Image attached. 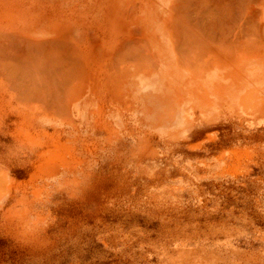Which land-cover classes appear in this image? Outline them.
<instances>
[{"label": "rangeland", "instance_id": "1", "mask_svg": "<svg viewBox=\"0 0 264 264\" xmlns=\"http://www.w3.org/2000/svg\"><path fill=\"white\" fill-rule=\"evenodd\" d=\"M85 4L0 0V17L20 38L68 41L21 19ZM146 107L138 136L91 117L76 131L57 116L41 127V108L0 76V264H264V125L224 118L170 133Z\"/></svg>", "mask_w": 264, "mask_h": 264}, {"label": "bare ground", "instance_id": "2", "mask_svg": "<svg viewBox=\"0 0 264 264\" xmlns=\"http://www.w3.org/2000/svg\"><path fill=\"white\" fill-rule=\"evenodd\" d=\"M112 1H113V5L111 7V10L108 9L109 12L107 13V16L109 18H111L112 20L118 21V20H120L126 16L133 17V16H135V14H138L141 17V0H131L130 5L128 7H127V5H124V7H123L124 9H121L124 0H112ZM159 2H161V0H158V4H156L153 8H149L150 12H152L154 10L155 13L159 14L160 12L163 11L161 9L162 5H161V3L159 4ZM175 2H176L175 3L176 6L174 5L173 11L171 10L173 12V13H171V14H173V17H172L173 19L172 18L171 19H172L173 25L175 24L174 28H176L175 30H173V31H175V36H176V39L174 40L175 43L173 42V44H175V45H174L172 51L166 50L167 44L165 43V39L167 36H166L165 30L162 29L163 27L160 26L159 24H156L153 26V29L156 30L160 34V39L162 40L161 45H163V47H162L159 55L156 54L153 56L152 54H150V56L152 55L151 56L152 63L150 65H148L144 70H141V75H140L141 78L140 79L137 78L135 80L136 81L135 86H134L135 97L139 96V94L141 92V99H140L141 104L140 105L146 107L149 104H151V105L154 104L155 107L158 106L157 109H155V111H154V115L164 117L163 121L165 124L170 123V130H169L170 133H172L173 131L178 132L183 127H185V128L188 126L190 127L196 122H202V121L205 122L206 121L205 123H209V122H212L216 119H224V118L230 119L231 121L232 120H240L241 122L245 121V122L255 123V124L256 123H259V124L262 123L264 121V119H263L264 118V89L260 90L257 88L258 90H256L254 87H261L262 85H264V77H262V74L264 72V64H263V62H259V61H256L255 59H253L252 55L248 54L247 50L250 49L249 52H251V51H253V48L255 46L254 49H256L257 53H258V49L262 47L261 45H259L260 47L257 46V44L255 45L253 42L257 39L258 41L261 40V43H262V41L264 40V38L260 37V35H259V34H261V32H259V31H261V30H259L260 29V25L258 24L259 21L257 23L258 25H256V26H259V29H258L259 34H256L255 29H254L255 20H258V18H260L261 20H264V0H175ZM229 2L231 3L230 5H229ZM234 2H235V5H234ZM255 6H258L259 9H256ZM86 10H87V8H86ZM225 12L227 13L228 16L227 15L223 16V14H225ZM150 15L154 16V12H152V14H150ZM150 15H148V16H150ZM225 16L228 17L227 18L228 21L230 18H233L234 16H236L234 18L236 20V22L241 23V24L240 23H238V24H239V26L241 25L240 26L241 27L240 33H242V35H240V36H242V37H238V38L236 36L233 37V35L231 34L233 39L234 38L235 39L237 38V39L232 40V43L228 42L230 44V46L228 45V43H226V45L224 44V41H226V37L228 36V35L226 36L225 34H227L231 31V30L230 31L225 30L227 28H225L226 26L224 24H227L228 30L230 29V25H231L230 24L228 26L229 22L228 23L224 22L223 17L225 18ZM255 18H257V19H255ZM235 20H233V21L235 22ZM107 23H109V22H107ZM222 23H224V24H222ZM166 25H167V23H166ZM222 25L225 26L224 27L225 29L224 28L221 29ZM262 25H264V24H262ZM232 27H235L234 29H236L237 25L234 24V26L232 25L231 28ZM261 27L263 30L264 29L263 26H261ZM169 28H171V25L169 26ZM174 28H172V29H174ZM237 29H236V32H237ZM222 30H224V32L226 31L227 33L225 32V34H224V32ZM256 31H257V29H256ZM109 32H110V29H109L108 33ZM262 32H264V30ZM230 33H232V32H230ZM235 33H234V35H236ZM223 34L225 36V38H224L225 40L223 39ZM237 34H238V32H237ZM3 35L5 37H9V39H11L10 41H12V42H14L16 39H21L20 37H16L17 35H9L8 33H5ZM255 35H257V36L255 37ZM229 36H230V34H229ZM229 36L227 38H229ZM231 36H230V38H231ZM237 36H239V34ZM239 38H240V41H239ZM114 39H115V37H114ZM58 40H60V42H63V44L66 43V41H64V40L61 41V39H57L55 41L59 42ZM73 40H74V38H73ZM75 40H76V38H75ZM252 40H254V41L252 42ZM0 41H1V39H0ZM140 41L141 40H139V42ZM26 42H29L31 44L34 43V42L33 43L30 42V39H29V41H27V39H26ZM26 42H23V43L26 44ZM136 42H137V40H136ZM136 42H135V44H136ZM163 42H164V44H163ZM2 43H4V42H2ZM40 43H41V41H40ZM121 43H122V40H121ZM141 43H140V45H141ZM57 44H61V43H57ZM67 44H69V45H67ZM251 44H254V45H252L253 47L251 46ZM18 46H20V45L18 44ZM66 46L69 47L70 43H66L65 47L62 46L65 50L66 49L68 50V48H66ZM71 46H72V44H71ZM71 46H70V48H71ZM119 46H120V44H119ZM34 47H35V44H34ZM48 47H50V46H48ZM56 47H57V49H59V47H61V46L59 45V47H58V45H57ZM249 47H252V49ZM256 47H258V49ZM27 48H28V45H27ZM31 48H32V45H31ZM39 48L41 49V47H39ZM74 48H76V47H74ZM74 48L72 50H74ZM143 48H142V50H143ZM239 48L242 49L243 51L246 50V52H241V54H239L240 53V52H238ZM12 49L13 50H9V51H6V49H4L5 51L0 50V67L3 66V68H1V69H4L5 66H8V67L12 66V68H13L12 70L10 68L8 69V67H5V69L7 68L6 73H5V69H4V74H6L5 78H11L9 76H13L12 72L15 71V69H16L15 67L19 66L16 69L17 71L14 72V74L18 73L17 77H16V75L14 77H15V79H18V81H19L18 84H20V81L25 76V78H23V80L21 81V84H20L22 86H23V84H22L23 81H27L26 80L27 75H25V74L30 73L31 70L34 69V67H32V66L35 65V67H36L38 64L40 65L41 61L44 60L45 58H47L46 55L53 56L52 54H55L56 51H59L58 53H56L57 55H55L56 59L59 60V58L62 57L60 59V61H61L64 56L67 57L66 51L62 48H60L59 50H57L55 48L54 51L52 49L53 52H51V50L49 52L47 50L45 51L44 50L45 48H43V49H41L42 51H40V53L45 51V52L51 53V54H45V52H44L43 54L41 53V56H40L39 53H37V55L34 53L33 55H35V57L34 56L33 57L35 59L37 56H39L41 58L45 54L44 59L41 58L42 59L41 60L40 58H37L41 61L38 62L39 60L37 61V59H36L35 62H33V63H35L34 65H29L32 63L33 59L31 60V58L30 59H27V58H29L30 55H32L31 53L33 51L36 52L35 51L36 48H34L35 50L31 49L32 52H30L28 49H25L26 50L25 52H27L26 54H29L28 53V51H29L30 55H26L25 52H22V51H24V49H22V48H21L22 51H21V49H18V48L14 49V47ZM29 49H30V47H29ZM40 49H38V50H40ZM46 49H47V47H46ZM61 49L65 51V52L64 51H62V52L65 53L66 55H64V54L62 55V53L60 51ZM136 49L137 48H135V50ZM226 49H227V51L224 52V50H226ZM229 49H231V50H229ZM48 50H49V48H48ZM120 51L122 52V50H120ZM121 52H120V54H121ZM143 52L147 53V51H143ZM254 52H255V50L253 51V53ZM60 53L62 56H60L58 58ZM95 53L96 52H94V54ZM115 53H116V51H115ZM135 53H136V51H135ZM135 53H134V55H135ZM233 53H235L236 56H234ZM68 54H69V52H68ZM89 54H88V57H89ZM112 54H114V53H112ZM122 54H123V52H122ZM128 54H129V52H128ZM137 54H139V53H137ZM106 55H110V54H106ZM24 56L29 62L31 60V63H29V64L26 63L28 61L25 60ZM76 56L78 57V55H76ZM146 56L148 57V55H146ZM261 56L262 55L259 54V57H261ZM48 57L51 58L50 56H48ZM77 57H74V58L76 60L77 59L79 60V58H77ZM83 57H85V55ZM106 57H108V56H106ZM49 58L47 61H51L54 59L53 58V59L49 60ZM72 58H73V56H72ZM72 58L69 59V57H68L67 59H65V57H64L65 60L63 59L64 60L63 62H65V64L67 63L69 66H71L72 62H73V60H71ZM124 58L126 59V57H124ZM75 59H74V61H75ZM112 59L114 60L113 57H112ZM138 59H140V57ZM66 60L69 62H67ZM70 60L72 61L71 65L69 64ZM82 60L83 59L81 58V61ZM134 60H133V62H134ZM45 61L46 60H44V64L47 63ZM81 61L80 62L77 61V62H73V63L78 64V62H79L82 65L83 61L82 62ZM85 61H87V60H85ZM109 61H110V59H109ZM52 62H54V61H51V63ZM92 62H94V61L92 60ZM55 63H54V65H55ZM109 63H108V65H111V63L113 65L114 62H111L110 64ZM26 64L29 65L28 66L29 68L31 67V70L27 67L25 70L24 66ZM57 64H58V62H57ZM65 64H63V65H65ZM67 64L65 66H63L61 64V68H62V66L64 67L63 71L66 69V66H68ZM126 64H128V63H126ZM133 64H135V62ZM41 65L44 68L43 64H41ZM49 65H51V64H49ZM59 65H60V62H59ZM81 65H80V67L82 69ZM88 65H90V64H88ZM116 65H118V64H116ZM75 66H74V69L80 68L78 65H75ZM130 66H131V64H130ZM20 67H22V68H20ZM57 67H55L56 71H58ZM83 67H85V66L83 65ZM113 67H115V66H112V68ZM38 68H39L40 72H42V73L45 72L44 69L41 71V69H40L41 67H38ZM38 68H35L34 71L35 70L36 71L34 73H31V75L34 74L33 75L34 77L33 76L32 77L34 79H36L35 77H37L38 82H40L39 80H42L45 77H43V75H40L41 73L39 75L42 76V78H39L40 76L35 74L38 72L37 71ZM46 68H48V65ZM71 68H72V66H71ZM21 69H24L25 71L23 72V70L21 71ZM69 69L70 68H67L66 70H69ZM81 69H77V70H80V71L86 70V69H83V70H81ZM88 69H90V66L88 67ZM108 69H111V68H108ZM8 70H11L12 74H10V73L8 74V72H9ZM27 70H28V72H26ZM48 70H49V72L51 71L52 73H56V71L53 72V70H55V69L50 70V68H48L46 70L47 73H49ZM73 70H72L73 74L78 75V74H76L78 71H76L74 73ZM112 70L117 71V68L111 69V71ZM0 71H2V70H0ZM87 71H89V70H87ZM108 71H110V70H108ZM59 72H60V70H59ZM68 72L66 71L65 73L67 74ZM23 73H25V74H23ZM19 74L22 75L21 76L22 78L18 77ZM51 74L49 73L48 76ZM68 74L70 75V73H68ZM29 75L30 74H28V76ZM57 75L58 74H56V79H57L56 83H58V86H60L59 84L63 85L64 81L62 82V80H60L59 81L60 83H59L58 78H60V77H58ZM81 75H82V72H81ZM88 75H89V72H88ZM78 76H80V75H78ZM30 77L31 76L28 77L29 80L31 79ZM47 77L44 80H46ZM63 77L64 76H62V78ZM85 77H86V74H85ZM85 77H84V79L87 78V77L86 78ZM109 77H111V76H109ZM33 78L31 80H33ZM52 78L53 77H51V79ZM62 78H60V79H62ZM112 78H113V76H112ZM115 78L117 79V76ZM127 78L128 77H126V79ZM19 79H21V80H19ZM29 80L26 83H29L31 81V80L30 81ZM44 80H42V82H44ZM49 80L50 79H48V81ZM54 80L55 79H53V81ZM65 80L67 82V79H65ZM4 81H6V80H4ZM18 81L15 80L16 83ZM34 81H32V83H34ZM53 81H49V82L52 83ZM112 81L114 82V80H112ZM117 81H118V79H117ZM7 82H9V81H7ZM77 82H80V80H78ZM32 83H29L30 85L24 84V87L25 88L27 87L31 90V88L33 87ZM56 83H54V84H56ZM44 84H46V82ZM68 84H71V82ZM79 84L80 83H78V84L76 83L75 85L74 84L73 85H74V87H76V85H78L77 86V89H78V87H80ZM34 85H35V83H34ZM42 85H43V83L41 84V86ZM64 85H65V83H64ZM56 86L54 85V86H52V88L56 87ZM66 86L67 85H65L64 89H62V90H64V92L62 90H60V91L65 93L66 91H69V89L72 87L71 86L70 88H67ZM35 87H33V88H35ZM60 87L63 88V86H60ZM65 87H66V91H65ZM19 88H20V86H19ZM21 88H23V87H21ZM52 88L50 87V90H49V88L48 89L46 88V89L48 92L51 91L54 94H56L57 91H55L56 92L55 93L54 92L55 88H53V91H52ZM84 88H85V86H84ZM152 88L156 90L154 96H151L152 94H151L150 89H152ZM23 89H21V90H23ZM36 89H37L36 92H38L40 90L39 87L35 88V90ZM43 89H44V87H43ZM56 89H58V87H56ZM77 89H76V91H78V92L77 93L75 92V94H79L80 90L79 89L77 90ZM93 89H94V87H93ZM35 90L33 89V91H35ZM24 91H25V89L23 90V92ZM33 91H31V93ZM42 91L43 90H41V92ZM44 91L46 92V90H44ZM70 91H69V93H70ZM62 92L58 91L59 96H60V93L62 95ZM111 92H112V90H111ZM134 92H133V95H134ZM39 93L40 92H38V94H37L38 96H39ZM42 93L40 94V96L45 94V93L44 94H42ZM69 93H68V95H69ZM57 94L55 96L56 98H57ZM84 94H86V93H84ZM84 94H83V96H84ZM30 95H32V94H30ZM35 95H36V93H35ZM45 95H44V97H48ZM66 95H67V92L65 93V95H62L61 97L65 99ZM68 95H67V97H68ZM73 95H71V96H73ZM87 95H88V93H87ZM49 96L51 97V93L49 94ZM52 97L55 98L54 95ZM55 99H53V100H55ZM57 99H59V98H57ZM152 99H154V101L157 100V103L159 105L157 103H155L156 101L155 102L149 101ZM62 100H60V101H62ZM64 102H65V100H64ZM66 102H67V100H66ZM56 106H58V105H56ZM65 106H66V104H65ZM52 109H54V108L52 107ZM145 110H147V107L145 109H143V111H145ZM138 113L140 114L141 112L139 111ZM142 120H146V118H143ZM134 127H135V125H134Z\"/></svg>", "mask_w": 264, "mask_h": 264}, {"label": "crops", "instance_id": "3", "mask_svg": "<svg viewBox=\"0 0 264 264\" xmlns=\"http://www.w3.org/2000/svg\"><path fill=\"white\" fill-rule=\"evenodd\" d=\"M85 2H86V4L84 5V6H82V7H80V9L79 10H74L73 11V13H72V11L70 12V13H63V12H60V11H57V12H53V14L51 15V16H49V17H53V18H47V19H45V18H41V17H38V14H37V16H34L33 17V15H32V17H30L29 19H21V20H25L24 22H27V20H28V24L30 25H28V28H32L31 29V31H32V34H36V35H50V36H61L62 34H65L67 37H68V42H67V40H65V39H61V41L62 40H64V41H66V43H70V46H71V44H72V46H71V48H70V46L69 47H67L66 46V48H68V50L66 49H64L63 47H65V45H66V43L65 44H63V42H60V40H58L59 42H57V41H55V40H57V39H49V40H42V39H30V42H34L33 44H31V43H29V42H26V39L24 40L23 38H21V39H16L14 42H12V41H10L11 39H5V41L4 40H2L1 39V41H0V50H4V49H6V51H9V50H13L12 48L14 47V49H24V51H22V49H21V51L22 52H25L26 50L25 49H28L30 52H32L31 51V49L34 47V44H35V47L34 48H36V50L33 48L32 50H35L36 52H32L31 54L32 55H30V52L28 51V53L29 54H26L27 52H25V54L26 55H30V57L29 58H27V59H30L31 58V60L33 59V61H32V63L33 62H35V60L37 59V58H40L39 56H37L36 57V59L34 58L35 57V55H33L34 53L37 55V53H39L40 54V56H41V53L43 54L46 50L49 52L50 50H51V52H53L54 50H55V48L57 49V45H58V47H59V45L61 46V47H59V49L60 48H62V49H64L65 51H66V54H67V57L66 56H64L65 57V59H67L68 57H69V59L70 58H72V56H73V58L74 57H77L76 55H78V57L77 58H79V60L77 59H75V61H74V59L72 58L71 60H73V62H77V61H81V58L83 59L81 62L83 63L82 65H81V63H79L78 62V64L76 63H73L71 60H70V65H71V62H72V68L74 69V66L75 65H78L79 67H80V65L82 66V69H81V67L80 68H77V69H81V70H83V69H86V70H83V71H80V70H77L76 68L73 70L72 68H71V66H69L67 63V65L68 66H66V69L67 68H70L69 70H66L68 73H70V75L67 73H65L66 71L64 70L63 71V69H64V67L63 66H65L66 64H65V62H63L65 59H64V57H63V59L60 61V59L62 58H59L60 56H62L63 54L64 55H66L65 53H63L62 51H64V50H60L61 51V53H62V55H61V53L59 54V56H58V58H59V60L58 59H56V56L55 55H57L56 53H58L59 51H56V53L55 54H52L53 56H51V55H46V57L47 58H45L44 59V56H45V54H51V53H47V52H45V54H44V56L43 57H41V58H43L44 60H46L45 62H47L46 64L48 65V68H50V70H53V69H55V70H53V72H55L56 71V68L55 67H57V70L58 71H56V73H52L51 71L49 72V70H48V72L52 75H49L48 76V74L49 73H47L46 72V70L48 69V68H46L47 67V65L46 64H44V60H42L41 58V60L43 61H41V60H39V59H37V61L38 62H40L41 61V64H43V66H44V68L42 67V65L40 64H36L37 66L35 67V63H31V60H30V62L25 58V56H24V58H25V60H27L28 62H26V63H31V64H29V65H34V66H32V67H34V69L35 68H38V67H41L40 69H41V71L44 69L45 70V72H40V70H39V68L37 69V73H35V74H37V75H39L40 73V75H43V77H47V79L46 80H44L45 78H43L42 80H44V82H42V80H39L40 82H38V78L37 77H35L36 79H34L33 77V75H31V73H34L35 71H34V69L33 70H31V67L29 68L28 66V64H26L25 66H24V68H25V70H26V67L27 68H29L30 70H31V72L30 73H28V74H30L29 76H31L30 78L32 79L33 78V80H29L28 79V74L26 73H23V74H25V75H27V81H23V86L22 85H20L21 84V81L23 80V78H25V76L22 78L21 76L22 75H18V77L20 78H22V80L21 79H19V80H21L20 81V84H18L19 83V81H18V79H15V75H16V77H17V74H14V72L15 71H17L16 69H17V67H19V66H17V67H15L14 69H15V71H13L12 73H11V70L13 69L12 68V66H5V67H8V69L10 68L11 70H8L9 72H8V74L10 73V74H12L13 76H9V77H11V78H5L6 77V74H4V69H5V67H4V69H1V68H3V66L2 67H0V70H2V71H0L1 73H0V76L4 79V80H6V81H9L10 83V85H11V88L13 89V90H15V92L18 94V96L24 101V102H26L27 104H37L40 108H41V111L44 113V116H43V118H41L40 120H39V123H40V126L41 127H46V126H49V125H51V120L49 119V117L50 116H57L58 118H60V119H62L63 120V122L65 123V125H67L68 127H69V129H70V131L72 130V131H76L78 128H82V127H84V126H87V123L89 122V120H90V117H91V120L92 121H94V122H97L98 124H102L103 125V127H104V129L105 130H109V131H111V132H113V134H117V135H120V136H122V138H127L128 136H134V135H139V134H141V117H139V115H138V110H139V107H140V105H139V103H137L136 102V100H134V98H133V92H134V90H135V88H134V86H135V83H136V79L137 78H141V70H144L148 65H150L151 63H152V58H151V56L153 55H159V53H160V51H161V49H162V47H163V45H161L162 44V40L160 39V34L156 31V30H154L153 29V26L154 25H156V24H159L160 26H162L163 28L162 29H164L165 30V32H166V39H165V43L167 44V46H166V50H169V51H172V49H173V47H174V45L175 44H173V42L175 43V39H176V36H175V31H173V30H175L176 28H174V25H173V22H172V17H173V14H171V13H173L172 11H173V7H174V5L176 6V2H175V0H161V2H159V4L161 3V5H162V12H160L159 14H157V13H155V11L153 10L152 12H154V16L153 15H150V14H152V12H150V10H149V8H153L156 4H158V0H141V17L138 15V14H135V16H133V17H128V16H126V17H123L122 19H120V20H118V21H114V20H112L111 18H109L108 16H107V8H108V0H84ZM165 1V2H164ZM130 2H131V0H124V2H123V5H122V8L121 9H124L123 7H124V5H127V7L130 5ZM231 3L229 2V5H230ZM172 5V6H171ZM234 5H235V2H234ZM86 8H87V10H86ZM255 8L256 9H259V7L258 6H255ZM172 10V11H171ZM168 15H167V14ZM148 15H150V16H148ZM224 15H227V13L225 12V14H223V16ZM235 15V14H234ZM171 16V17H170ZM228 16V15H227ZM227 16H225V18L223 17V20H224V22L225 23H228L229 22V24H228V26L230 25V29L228 30V27H227V24H224V23H222V24H224V25H222L221 26V29L222 28H227V29H225L226 31H230V32H232V33H227L226 31V33L227 34H225V32H224V30H222L223 32H224V34L227 36H229V34H230V36H231V34L233 35V37H242V36H240V35H242V33H240L241 32V25L239 26V24L238 23H240V22H236V20L234 19L236 16H234L233 18H230L229 19V21H228V17ZM168 17V18H167ZM172 18V19H171ZM258 18V17H257ZM257 18H255V19H257ZM125 19V20H124ZM233 20H235V22L233 21ZM109 22V23H107V22ZM166 21V22H165ZM227 21V22H226ZM231 21V22H230ZM258 21H259V23H258ZM264 20H261L260 18H258V20H255V26H254V29H255V33L256 34H259V32H261V34H259L260 35V37H263L264 38V32H262L263 30H262V27L261 26H263V28H264V25H262V24H264V22H263ZM16 22V20H14V19H11V18H1L0 17V37L2 38V37H5L4 35H3V33H8L9 35H16V34H13L12 32H10V31H8L7 30V28H12L13 26H14V23ZM96 23V24H95ZM166 23H167V25H166ZM172 23V24H171ZM260 25V29H259V26H256V25H258V24ZM26 24V23H25ZM113 24V25H112ZM234 24H236L237 25V32H238V34H239V36H237L238 34H237V32H236V29H234L235 27H232L231 28V26L233 25L234 26ZM241 24V23H240ZM96 25V26H95ZM112 25V26H111ZM171 25V28H169V26ZM108 26V27H107ZM258 27V28H257ZM84 28V29H83ZM172 28H174V29H172ZM6 29V30H5ZM83 29V30H82ZM109 29H110V32L108 33V31H109ZM112 29V30H111ZM234 29V30H233ZM240 29V30H239ZM256 29H257V31H256ZM258 29L259 30H261V31H259L258 32ZM73 30V31H72ZM86 30V31H85ZM108 30V31H107ZM128 30V31H127ZM131 30V31H130ZM168 30V31H167ZM234 32H233V31ZM172 31V32H171ZM88 32V33H87ZM131 34H130V33ZM236 32V33H235ZM121 33V34H120ZM170 33V34H169ZM173 33V34H172ZM234 33L236 34V35H234ZM2 34V35H1ZM123 34V35H122ZM224 34H223V39L225 38V36H224ZM133 35V36H132ZM72 36V37H71ZM90 36V37H89ZM128 36V37H127ZM227 36V37H228ZM230 36H229V38H227L226 37V41H224V44L226 45V43H228V42H230V43H232V40H234L233 39V37L231 36V38H230ZM257 35H255V37H256ZM16 37H19L18 35L16 36ZM112 37V38H111ZM114 37H115V39H114ZM5 38H9V37H5ZM73 38H74V40H73ZM75 38H76V40H75ZM84 38V39H83ZM236 38V39H237ZM262 38V39H263ZM78 39V40H77ZM86 39V40H85ZM132 41H131V40ZM137 40V42H136V40ZM235 39V40H236ZM24 40V41H23ZM74 42H73V41ZM111 40V41H110ZM121 40H122V43H121ZM124 40V41H123ZM139 40H141L140 42H139ZM225 40V39H224ZM228 40V41H227ZM27 41H29V39L27 38ZM40 41H41V43H40ZM75 41H78V43L80 44L79 46H76L75 44ZM80 41V42H79ZM87 41V42H86ZM109 41V42H108ZM238 41V40H237ZM239 41H240V38H239ZM238 41V42H239ZM254 40H252V42H253ZM256 41V42H255ZM253 43L256 45L257 44V46H259V45H261L262 47L261 48H259L258 49V47H256L257 49H258V53L260 54V55H262L261 57H259V54L257 53V50L256 49H254L255 48V46H254V48H253V51L255 50V52L253 53V51H251V52H249V50H247L248 51V54H251L252 55V58L253 59H255L256 61H259V62H263V64H264V40L262 41V43H261V40H255ZM2 42H4V43H2ZM9 42V43H8ZM23 42H26V44L25 43H23ZM38 42V43H37ZM135 42H136V44H135ZM142 42V43H141ZM251 42V43H252ZM28 43V44H27ZM57 43H61V44H57ZM95 43V44H94ZM140 43H141V45H140ZM259 43V44H258ZM18 44L20 45V46H18ZM25 46H24V45ZM30 44V45H29ZM41 44V45H40ZM45 44V45H44ZM49 44V45H48ZM57 44V45H56ZM119 44H120V46H119ZM129 44V45H128ZM163 44H164V42H163ZM235 44V43H234ZM254 44H251V46L252 45H254ZM27 45H28V48H27ZM31 45H32V48H31ZM67 45H69V44H67ZM99 45V46H98ZM109 45V46H108ZM111 45V46H110ZM124 45V46H123ZM228 45L230 46V44L228 43ZM236 45V44H235ZM48 46H50V47H48ZM63 46V47H62ZM81 46V47H80ZM132 46V47H131ZM139 46V47H138ZM6 47V48H5ZM9 47V48H8ZM17 47V48H16ZM26 47V48H25ZM29 47H30V49H29ZM39 47H41V49H43V48H45L44 50L45 51H43V52H41L40 53V51H42ZM46 47H47V49H46ZM55 47V48H54ZM74 47H76V48H74ZM79 47V48H78ZM144 47V48H143ZM226 47V46H225ZM253 47V46H252ZM252 47H249V48H251L252 49ZM260 47V46H259ZM48 48H49V50H48ZM74 48V50H72ZM132 48V49H131ZM135 48H137L136 50H135ZM142 48H143V50H142ZM148 50H147V49ZM38 49H40V50H38ZM52 49H53V51H52ZM59 49H57V50H59ZM71 49V50H70ZM80 49V50H79ZM109 49V50H108ZM130 49V50H129ZM141 51H140V50ZM146 49V50H145ZM262 49V50H261ZM95 50V51H94ZM113 50V51H112ZM120 50H122V52H123V54H122V52L120 51ZM127 50V51H126ZM229 50H231V49H229ZM228 50V51H229ZM5 51V50H4ZM38 51V52H37ZM64 51V52H65ZM96 52L95 54H94V52ZM102 53H101V52ZM105 51V52H104ZM115 51H116V53H115ZM118 51V52H117ZM131 51V52H130ZM134 51V52H133ZM135 51H136V53H135ZM140 51V52H139ZM143 51H147V53L146 52H143ZM149 51V52H148ZM227 51V49L226 50H224V52H226ZM68 52H69V54H68ZM120 52H121V54H120ZM128 52H129V54H128ZM231 52V51H230ZM235 52V51H234ZM238 52H240L239 54H241V52H246V50L245 51H243L242 49H238ZM90 53V54H89ZM112 53H114V54H112ZM134 53H135V55H134ZM137 53H139V54H137ZM142 53V54H141ZM88 54H89V57H88ZM100 54V55H99ZM106 54H110V55H106ZM150 54H152L151 56H150ZM226 54V53H225ZM85 55V57H83ZM125 55V56H124ZM130 55V56H129ZM140 55V56H139ZM146 55H148V57L146 56ZM232 55V54H231ZM233 55L234 56H236V54L235 53H233ZM34 56V57H33ZM48 56H50L51 58H49ZM55 56V57H54ZM87 56V57H86ZM96 56V57H95ZM106 56H108V57H106ZM129 56V57H128ZM140 57V59H138L139 57ZM146 56V57H145ZM150 56V57H149ZM27 57V56H26ZM33 57V58H32ZM96 59H95V58ZM112 57L114 58V60L112 59ZM124 57H126V59L124 58ZM134 57V58H133ZM136 57V58H135ZM144 57V58H143ZM48 58H49V60L50 59H53V60H51V61H54V62H52L51 63V61H47L48 60ZM85 58V59H84ZM89 58V59H88ZM100 58V59H99ZM106 60H105V59ZM121 58V59H120ZM128 58V59H127ZM68 59V60H69ZM109 59H110V61L111 62H114L113 63V65H112V63L109 61ZM112 59V60H111ZM120 59V60H119ZM135 59V60H134ZM58 60V61H57ZM85 60H87V61H85ZM92 60L94 61V62H92ZM97 60V61H96ZM103 60V61H102ZM131 60V61H130ZM133 60H134V62H135V64H133L134 62H133ZM67 61V60H66ZM85 61V62H84ZM91 61V62H90ZM100 62V63H102L103 65H105V67L102 69V73H100L99 75H98V73L96 72V71H94V69H93V66H95V64H96V66H97V62ZM139 61V62H138ZM144 61V62H143ZM37 62V63H38ZM49 62V63H48ZM56 62V63H55ZM57 62H58V64H57ZM59 62H60V65H59ZM62 62V63H61ZM67 62H69V61H67ZM88 62V63H87ZM90 62V63H89ZM106 62V63H105ZM111 63V65L112 66H115V67H113L112 68V66L111 65H108V63ZM117 62V63H116ZM123 62V63H122ZM138 62V63H137ZM54 63H55V65H54ZM93 63V64H92ZM109 63V64H110ZM126 63H128V64H126ZM49 64H51V65H49ZM54 66H53V65ZM61 64L63 65V64H65V65H63L62 66V68H61ZM88 64H90V65H88ZM116 64H118V65H116ZM130 64H131V66H130ZM83 65L85 66V67H83ZM87 65V66H86ZM107 65V66H106ZM125 65V66H124ZM90 66V69H88V67ZM109 66V67H108ZM124 66V67H123ZM128 66V67H127ZM52 67V68H51ZM76 67V66H75ZM111 68V69H115V68H117V71L116 70H112L111 71V69H108V68ZM20 68H22V67H20ZM122 68V69H121ZM124 68V69H123ZM134 68V69H133ZM121 69V70H120ZM20 70V69H19ZM23 70V72L25 71L24 69H21V71ZM29 70V71H30ZM59 70H60V72H59ZM72 70L74 71V73L76 72V71H78L76 74H78V75H80V76H78V75H75V74H73V72H72ZM87 70H89V71H87ZM108 70H110V71H108ZM130 70V71H129ZM80 71V72H79ZM86 71V72H85ZM120 71V72H119ZM7 72V68L5 69V73ZM26 72H28V70L26 71ZM58 72V73H57ZM81 72H82V75H81ZM88 72H89V75H88ZM112 72V73H111ZM139 72V73H138ZM72 73V74H71ZM86 74V77H85V74ZM114 73V74H113ZM22 74V73H21ZM55 76H54V75ZM56 74H58L57 76L58 77H60V78H62V76H64L62 79H60V78H58L59 80H58V82L60 81V80H62V82L64 81V83H65V85H67L66 87L67 88H70L71 86V88L69 89V91H70V93H69V91H66V87H65V91L67 92V95H68V93H69V95H68V97H67V95H66V98L64 99V98H62L61 96L62 95H65V93H63L64 92V90H62V89H64V83H63V85L62 84H59L60 86H63V88L62 87H60V86H58V83H56L57 82V79H56ZM119 74V75H118ZM36 75V76H37ZM39 75V76H40ZM47 75V76H46ZM62 75V76H61ZM93 75V76H92ZM33 76V77H32ZM53 77L52 79H51V77ZM106 76V77H105ZM109 76H111V77H109ZM112 76H113V78H112ZM117 76V79H118V81H117V79L115 78ZM139 76V77H138ZM8 77V76H7ZM14 77V78H13ZM84 77L86 78V79H84ZM99 77V78H98ZM126 77H128L127 79H126ZM130 77V78H129ZM262 77H264V72H263V74H262ZM13 78V79H12ZM39 78H42V76H40ZM89 78V79H88ZM108 78V79H107ZM16 81H18L17 83L15 82V80ZM48 79H50L49 81H53V79H55L52 83L51 82H49L48 81ZM65 79H67V82H66V80ZM84 79V80H83ZM28 80L30 81L29 83H32V81H34V83H35V85H34V83H32L33 85V87H35V88H38L39 87V91L38 92H40L39 93V96L37 95L38 94V92H36L37 91V89L35 90V88H33L35 91H33V89L31 88V90L29 89V88H25L24 87V84H28V85H30L29 83H26V82H28ZM37 80V81H36ZM78 80H80V82H77ZM89 80V81H88ZM92 80V81H91ZM112 80H114V82L112 81ZM74 81V82H73ZM117 81V82H116ZM135 81V82H134ZM37 82V83H36ZM46 82V84H44ZM61 82V83H62ZM71 82V84H68V83H70ZM116 82V83H115ZM40 83V84H39ZM43 83V87H44V89H43V87L41 86V84ZM50 83V84H49ZM54 83H56V84H54ZM60 83V82H59ZM67 83V84H66ZM78 84V83H80L79 85H80V87H78V89L80 90L79 91V94H75V92L77 93L78 91H76V89H77V86L78 85H76V87H74V85L75 84ZM48 84V85H47ZM52 84V85H51ZM56 86V87H58V89H56V87H53V88H55V90H54V92L55 91H57V93H58V91L59 92H62V95H61V93H60V96H59V93L57 94L56 92V94H57V98H61L60 100H62V101H60L59 99H57L55 96H56V94H54L53 92H48L47 91V89L49 88V90H50V87L52 88V86H54V85ZM74 84V85H73ZM82 84V85H81ZM85 84V85H84ZM91 84V85H90ZM18 85V86H17ZM46 85V86H45ZM69 85V86H68ZM85 86V88H84V86ZM90 85V86H89ZM19 86H20V88H19ZM26 86V85H25ZM48 86V87H47ZM50 86V87H49ZM82 86V87H81ZM101 88H100V87ZM19 89H18V88ZM21 87H23L24 89H25V93L23 92V88H21ZM93 87H94V89H93ZM42 88V89H41ZM47 88V89H46ZM53 88H52V91H53ZM74 88V89H73ZM90 88V89H89ZM103 88V89H102ZM112 88V89H111ZM252 88V87H251ZM256 90H258V89H260V90H262V89H264V85H262L261 87H254ZM258 88V89H257ZM21 89H23V90H21ZM29 89V90H28ZM77 89V90H78ZM92 89V90H91ZM98 89H100V91H97ZM20 90V91H19ZM41 90H46V92L44 91H42L41 92ZM60 90H62V91H60ZM68 90V89H67ZM73 90V91H72ZM111 90H112V92H111ZM31 91H33L32 93H31ZM89 91V92H88ZM94 91V92H93ZM114 91V92H113ZM252 91V90H251ZM30 92V93H29ZM81 92V93H80ZM28 93V94H27ZM34 93V94H33ZM35 93H36V95H35ZM44 94L45 96H48V97H44V95H41L40 96V94ZM51 93V97L49 96V94ZM53 93V94H52ZM84 93H86V94H84ZM87 93H88V95H90V94H94V96H95V98L97 99V101L95 102L96 104H98V102L100 101L101 102V104L98 106V108H97V117H95V113H93V111H91V107L93 106L92 104H90V99H89V96L87 95ZM102 93V94H101ZM24 94V95H23ZM30 94H32V95H30ZM73 95V96H71V95ZM83 94H84V96H83ZM28 95V96H27ZM54 95V97L56 98H53L52 96ZM77 95V96H76ZM24 96V97H23ZM33 96V97H32ZM44 98H43V97ZM109 96V97H108ZM50 97V98H49ZM65 97V96H64ZM103 97V98H102ZM46 98V99H45ZM70 98V99H69ZM109 98V99H108ZM53 99H55V100H53ZM69 99V100H68ZM101 99V100H100ZM48 100V101H47ZM64 100H65V102H64ZM66 100H67V102H66ZM50 102V103H49ZM121 102V103H120ZM54 103V104H53ZM65 104H66V106H65ZM49 105V106H48ZM56 105H58V106H56ZM60 106V107H59ZM68 106V107H67ZM52 107L54 108V109H52ZM89 107V108H88ZM88 111V112H87ZM86 113V114H85ZM102 113V114H101ZM264 119V118H263ZM239 122H241V121H239ZM117 123V124H116ZM242 123V122H241ZM134 125H135V127H134ZM260 125H264V121L262 122V123H260V124H255V125H251V126H260Z\"/></svg>", "mask_w": 264, "mask_h": 264}]
</instances>
